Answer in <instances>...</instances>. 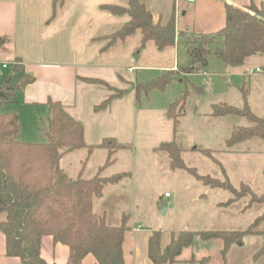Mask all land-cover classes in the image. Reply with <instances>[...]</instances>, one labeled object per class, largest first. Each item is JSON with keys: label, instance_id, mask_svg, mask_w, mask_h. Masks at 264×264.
Returning a JSON list of instances; mask_svg holds the SVG:
<instances>
[{"label": "trees", "instance_id": "16d2710c", "mask_svg": "<svg viewBox=\"0 0 264 264\" xmlns=\"http://www.w3.org/2000/svg\"><path fill=\"white\" fill-rule=\"evenodd\" d=\"M126 1L128 8L102 7L113 15L127 14L131 18L128 24L107 37L108 44L104 49L126 42L137 32L141 34L138 52L149 43L159 50L176 44L174 16L162 23L155 20L143 0ZM58 2L63 5L65 0H55L54 15ZM180 36L188 45L189 64L176 72H168L138 84L137 98L141 94L148 96L153 90L163 91L173 81L183 82L187 76L204 75L213 53L227 67H239L253 56L264 55V15L252 6L241 9L226 5V25L221 31L215 35L195 36V41L183 33ZM7 40L6 37L0 38V47ZM214 44L219 45L215 51L211 48ZM34 80L32 75L23 71L21 59H16L11 64V73L0 82V107L15 104L18 95ZM100 84L112 90L106 83ZM110 100L95 110L106 109ZM47 105V123L42 121L46 141L42 143H26L18 139L22 124L16 111L0 114V214L5 215L0 222V230L6 237V254L10 258L20 259L21 264H48L42 257L41 241L44 236H51L55 243L69 247L70 260L67 264H81L88 255L94 256L100 264H126L123 244L130 230L129 215L123 214L120 222L112 225L104 215L94 211V199L101 197L108 185H115L131 176L128 173L112 177L103 174L116 162L118 151L125 147L118 145L115 139H105L100 148L106 150L107 158L95 176H84L87 160L82 162L77 176H70L62 167V161L85 149L92 152L93 148L85 142L83 124L74 119L60 102L49 101ZM189 106L187 92L170 105L168 114L174 120L176 138L161 145L158 150L168 154L171 169L184 170L211 189L230 192L234 198L221 206L229 207L247 195L250 200L244 210L258 204L262 207V213L250 226L240 231L181 232L179 236H173L164 250L161 249L162 232L154 231L149 239V258L154 264H173L184 249L194 244L196 237L203 241L222 240V255L225 257L233 245L244 246L245 237L259 236L263 239V245L256 254V260L264 259V193L256 194L247 186V192L243 195L227 176L225 182H220L209 175H200L195 169L188 168L182 159L185 148L177 137L181 120ZM210 115L214 118L234 116L248 121V126L233 129L226 140L229 150L253 140L264 141V119L255 115L247 103L242 109L227 103L214 104ZM202 152L219 163L214 159L213 151Z\"/></svg>", "mask_w": 264, "mask_h": 264}, {"label": "crops", "instance_id": "0c3cea01", "mask_svg": "<svg viewBox=\"0 0 264 264\" xmlns=\"http://www.w3.org/2000/svg\"><path fill=\"white\" fill-rule=\"evenodd\" d=\"M143 2L156 21L166 23L171 16L175 17L177 40L174 46L159 50L153 43H149L138 52L141 34L137 32L126 42L104 49L108 44L107 37L128 24L131 18L127 14L113 15L102 7L128 8L126 0H65L63 5L57 3L55 15V0H0V38L8 39L0 47V63L8 65L5 69L0 66V69L8 71L5 76L0 71V82L11 73V64L18 58L22 61L23 71L35 79L34 83L18 95L15 104L10 105L20 117L21 133L26 111H32L30 119L44 121L49 115L48 102H60L74 119L83 124L85 142L93 148L92 152L82 150L87 160L84 176L96 150L104 152L103 162L98 169L105 163L107 152L100 148L105 139H115L118 145L125 147L118 153L133 146L157 155L161 152L158 150L161 145L175 140L174 120L168 114L172 102H169L167 108L144 106L142 94L137 98L136 87L189 64L188 47L181 48L184 41L181 33L186 37L215 35L226 25V5L241 9L253 4L264 5V0ZM100 83H106L112 90ZM110 98L106 109L95 110ZM16 104L18 108H15ZM67 158L62 161V167L68 172V168L64 166ZM117 162L116 158V162L104 171V176L119 175L117 171H113ZM81 167L76 168V176ZM131 177H126L115 185H108L103 195L94 199V211L104 215L108 223L112 222L109 224H118L121 216L126 214L123 211H110L109 195L116 190L114 188H122L126 180L131 184ZM129 188L131 190V186ZM125 189L123 187L117 191L121 194L127 190ZM131 191L130 197L133 198V187ZM222 204L224 203L217 206L223 207ZM124 208L130 212V230L126 233L123 244L126 264H154L149 258V239L157 230L147 226V219L136 218L138 207L134 202L124 205ZM3 220L0 215V222ZM252 237L255 240L259 238L260 244L263 243L262 237ZM172 238V235L162 232V250L170 244ZM199 240L203 241L200 237ZM212 241L215 244L221 242L222 259L219 264H227L225 258L229 251L225 257L222 255V240L203 242L208 245ZM194 244L184 249L173 264H192L191 259H204L205 264H213L214 259L210 256H198L191 251ZM41 251L48 264H67L70 260L69 247L55 243L51 236L42 238ZM183 257L187 260L182 259ZM253 261L255 264L264 263V259ZM0 264H21L20 259L7 256L6 237L1 230ZM81 264L100 263L94 256L88 255Z\"/></svg>", "mask_w": 264, "mask_h": 264}, {"label": "rangeland", "instance_id": "374dc122", "mask_svg": "<svg viewBox=\"0 0 264 264\" xmlns=\"http://www.w3.org/2000/svg\"><path fill=\"white\" fill-rule=\"evenodd\" d=\"M251 6L264 15V5ZM190 38L195 41L194 37ZM184 46L188 47L182 41L181 48ZM217 47L219 45L214 44L211 48L215 51ZM257 68L260 71H256ZM0 71L3 76L8 72ZM186 92L190 106L181 120L177 137L185 148L182 154L185 165L200 175H209L220 182H225L227 176L243 195L247 192V186L256 194L264 193V141L253 140L229 150L226 140L233 129L248 126V121L234 116L219 119L210 115L214 104L227 103L242 109L247 103L255 115L264 119V55L251 57L239 67H227L213 53L208 59L204 75L187 77L183 82L173 81L165 90H153L148 96L142 94V103L144 106L167 108L169 102L180 99ZM18 104L15 108L19 107ZM13 110L10 105H5L0 107V114ZM31 115L32 111H26L25 119L22 120L23 131L18 139L26 143L45 142L42 121L30 119ZM44 122L47 123V119ZM203 150L213 151L214 159L219 163L204 155ZM103 153L101 150L94 152L86 177L95 176L98 166L103 162ZM116 158L118 162L113 171L130 174L133 182L129 184L126 180L122 186L127 192L121 194L117 190L123 187L114 188L116 190L108 198L110 211L130 214L124 205L134 202L138 207L136 218L147 219V226L157 231L174 237L184 231H240L250 226L262 213V207L258 204L244 210L250 200L247 195L229 207L217 206L219 203H228L234 196L225 190L206 187L184 170L171 169L170 158L165 152L161 151L157 155L132 146L119 152ZM84 160L82 151L66 159L64 166L68 168L70 176H76V168ZM130 186L131 190L134 188V200L130 197ZM165 203L167 211L163 214L160 208ZM0 215L5 218V215ZM220 243L218 241L216 245L212 241L205 245L197 237L191 251L198 256H210L214 259L213 264H219L222 259ZM262 244L259 238L245 237L244 247L233 245L230 248L225 258L227 264H255L253 260ZM191 262L205 264L204 259H191Z\"/></svg>", "mask_w": 264, "mask_h": 264}, {"label": "built area", "instance_id": "2783aa9c", "mask_svg": "<svg viewBox=\"0 0 264 264\" xmlns=\"http://www.w3.org/2000/svg\"><path fill=\"white\" fill-rule=\"evenodd\" d=\"M189 2L194 3L195 0H189ZM0 66L2 68H4V69L8 67V65L7 64H4V63H0ZM257 71H260V70H257ZM168 196H169V194H166V197H168Z\"/></svg>", "mask_w": 264, "mask_h": 264}, {"label": "water", "instance_id": "95a60500", "mask_svg": "<svg viewBox=\"0 0 264 264\" xmlns=\"http://www.w3.org/2000/svg\"><path fill=\"white\" fill-rule=\"evenodd\" d=\"M161 213L165 214L167 211V204H163V206L160 208Z\"/></svg>", "mask_w": 264, "mask_h": 264}]
</instances>
